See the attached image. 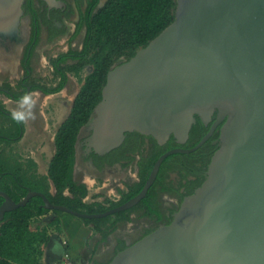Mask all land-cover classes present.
Masks as SVG:
<instances>
[{
    "label": "water",
    "instance_id": "obj_1",
    "mask_svg": "<svg viewBox=\"0 0 264 264\" xmlns=\"http://www.w3.org/2000/svg\"><path fill=\"white\" fill-rule=\"evenodd\" d=\"M22 2L0 0V40L15 32ZM215 112L217 119L195 147L161 155L143 190L119 207L88 214L38 191L16 202L0 190V223L34 196L47 209L84 219L128 209L146 195L167 156L196 151L226 119L206 180L174 220L109 264H264V0H177L174 21L110 70L94 121L81 129L91 130L87 149L105 154L133 131L159 144L171 135L185 142L196 116L207 124Z\"/></svg>",
    "mask_w": 264,
    "mask_h": 264
},
{
    "label": "trees",
    "instance_id": "obj_2",
    "mask_svg": "<svg viewBox=\"0 0 264 264\" xmlns=\"http://www.w3.org/2000/svg\"><path fill=\"white\" fill-rule=\"evenodd\" d=\"M99 1L88 0V7L82 14L81 22L77 28V32H79L82 25L85 24L86 34L82 50L74 52L71 56L78 59L80 63L89 62L93 66V70L84 79L74 99L70 114L62 122L55 135L56 153L49 166V177L55 186V195H51L48 187L44 188L41 182L29 186L17 174L15 176L12 173H4L1 175L0 190L7 192L16 202L22 200L30 190H33L43 193L52 203L65 205L75 211L88 214L104 211V209H94L83 201L88 194L87 186L74 179L79 132L102 100V90L112 66L122 57L129 60L138 49L146 46L170 25L175 19L177 2L176 0H106L104 5L96 10ZM82 3L83 0H78L79 9H81ZM57 19L56 26L51 27L50 39L66 32L61 17ZM66 58L68 55L64 54L58 59V62L66 60ZM56 69H59L58 66ZM64 72L66 71L60 69L61 82L55 89H48L36 84L32 86V90L40 88L46 94L61 91L66 81ZM19 96H23V94ZM196 120L197 123L193 124L192 132L200 130L203 135L208 127L197 116ZM218 135V132L215 133L204 146L207 145L213 149L211 140L217 138ZM201 137L195 142L190 141L189 146L197 145ZM172 140L171 138L167 147H170ZM123 144L124 142L105 154L93 151L92 156L96 164L103 167L104 161L118 160L120 157H113L121 150ZM138 148L139 145L135 144L133 150ZM110 156H112L111 159H109ZM184 156L174 154L166 160ZM5 171L6 169L0 166V173ZM4 177H10L11 185ZM145 181L146 177L138 188V192L142 189ZM66 192H68L67 195ZM3 201L4 197L0 195V205ZM43 204L42 197L34 196L24 206L6 213L0 226V264H41V246L49 241L50 236L47 229L32 231L30 222L35 216L52 210L45 208ZM107 219L108 217L84 220L87 223H95L96 226ZM57 222L59 224L58 220ZM119 248H125L122 240L119 241Z\"/></svg>",
    "mask_w": 264,
    "mask_h": 264
},
{
    "label": "flooded vegetation",
    "instance_id": "obj_3",
    "mask_svg": "<svg viewBox=\"0 0 264 264\" xmlns=\"http://www.w3.org/2000/svg\"><path fill=\"white\" fill-rule=\"evenodd\" d=\"M99 4L96 7V10L99 8ZM87 7L88 0H83L81 9H79L78 0H56L51 4L45 0H23L22 13L19 18L18 26L15 29V32H12L8 35L6 34L7 37L5 36L4 40L1 38L0 48L5 52L14 53L15 55L19 56V81H17V85L20 86L22 90L24 89L26 93L27 91H33V85H29L27 83V79L32 74L31 63L33 59L38 54H40L39 47L41 45H48L55 40L56 41L53 45L62 44L66 40L67 42H71V40H73L83 28L86 29L85 24H83L81 30L77 32L78 25L81 22L82 14L86 12ZM58 17H61L62 22L65 25L66 32L63 35H58L54 39H50L51 27L56 26ZM18 47L21 48V52L17 50ZM42 50L45 51L46 48H42ZM74 52L75 51L71 50L65 54L68 55V58H72L71 55H73ZM62 55L64 54H59L54 59L55 67L58 66V59ZM68 58H66V60ZM64 75L67 76V73L64 72ZM9 87L10 89L7 87H2V91L8 94L10 97L12 96L14 99L18 100L19 98H17L15 93L12 91V87L10 85ZM0 111L5 116H12L9 111L2 107L0 108ZM217 116L218 113L215 112L212 116V120L207 124L204 123V125L208 127V130L203 135L200 130H194L192 132L191 128L189 136L185 142H179L173 135H171V137L164 144H159L152 136H146L136 131L128 132L123 141L124 144L121 147V150L113 157L120 158L114 162H111L110 160L104 161L103 167H99L96 164L95 159L92 156L93 151H89L87 149L83 140L81 145L82 148L80 147L82 149V155L80 156L82 162L88 164L96 172L105 170L112 171L114 169L118 170L119 168L121 171H123L121 172L122 175H125V178L123 179L124 186L121 187V194H119L118 197L114 199L113 203L107 205L103 212L119 207L120 205L136 197L146 185L152 169L159 157L172 149H190L195 147L196 145L193 147L189 146L190 141L195 142L200 136H202L200 139L201 141L210 130L212 124L217 119ZM225 121L226 119H224L217 126L215 132L211 136L212 138L215 133H219L217 138L211 140L213 149H210V147H207V145L204 146L208 141H210V138L201 146H204L202 149L200 147L196 151L190 153L178 152L170 154L169 156L174 154H182L185 156L182 158L175 157L168 161L166 159L169 156H167L164 159L166 162L163 161L160 166L154 183L139 202L128 209L105 216L109 217L115 214L119 215L120 213L121 216L127 217V213L131 211V213L128 215L129 218L126 221H129V224L133 227L135 226L133 231L136 232L135 234H137L133 235L136 237H126L119 234L116 235L115 238L117 239V242L113 251L114 256L132 244L128 241V239L135 238L140 240L157 230L159 227L169 225L174 220L175 215L181 209L185 200L193 195L206 180L211 158L219 147L218 144L220 142V130ZM195 123H197V120ZM171 138L173 139L171 145L170 147H167ZM135 144H138L139 148L133 150ZM111 158L112 156L109 157V159ZM78 165L79 159L77 166ZM145 177L146 181L142 189L138 192L137 190L142 185ZM200 181L201 183L199 184ZM120 240L124 242L125 248H119ZM92 260L98 264L110 263H99L95 259Z\"/></svg>",
    "mask_w": 264,
    "mask_h": 264
},
{
    "label": "crops",
    "instance_id": "obj_4",
    "mask_svg": "<svg viewBox=\"0 0 264 264\" xmlns=\"http://www.w3.org/2000/svg\"><path fill=\"white\" fill-rule=\"evenodd\" d=\"M17 50L21 52L20 47H18ZM14 55V53L5 52L0 48V56H2L0 58L1 73L5 72V70H9V67L12 66L11 64L14 63ZM18 63L19 58L15 59V64L17 66L15 68L16 72L14 71L12 74L6 75L12 80L13 78H17V80L19 79ZM10 79L6 83L10 82L12 90H17L16 92L21 91L22 89L20 86V89L16 87L17 82L13 83ZM2 83L3 81L0 79V108L2 107L12 114V112L18 108V101L22 96H19L20 93L18 94L14 92L19 99L16 100L12 96L10 97L2 91V87H4ZM29 93L32 94L34 92L27 91V93L24 92L22 94L24 96ZM35 93V96L32 95V100L35 104L33 109L35 112V119H30L25 123H17L12 119V116H5L0 111V125H3L0 128V166H3L6 169L3 173H12L16 176L17 163L25 160V162L33 166L34 174H36L38 178L44 180V185L48 187L49 191L55 193V186L49 177V166L56 153V133L53 137V141H51L48 139L47 132L50 127V122L54 123L60 115L59 105L61 103L64 104L65 101L62 97H58V94L56 93L49 94L51 96L48 94L43 96L42 92ZM50 98H55L56 107L51 110L50 119L47 120L43 105H45L46 101L48 102V99ZM38 102H40V104ZM70 112L71 111L69 110L63 119L59 121L55 128L56 132ZM44 116L46 117V120H44ZM50 146H53V150H49ZM11 147H14L12 151L14 156H12L9 151L2 153L3 149H9ZM17 153L22 154L23 157L25 156L24 159L19 158V161H16ZM77 164L78 163H75L74 166V179L76 170H78ZM4 179H6L9 182L8 184L11 185L10 177H4ZM67 194L68 192H66V195ZM54 217L58 218L59 227L58 229H50L48 231L50 239L47 243H44L41 246V264H50L51 262L60 259L64 255L65 250H68L73 258L80 263L91 261L92 259H95L99 263H107L111 261L114 256L113 251L117 242V239L113 237V235L107 237V242H101V234L96 226L93 223H87L84 218L63 211L55 212ZM52 218V210L45 214L35 216L30 222V229L36 231L48 228L47 224L51 222L50 219ZM93 251H95V253H93Z\"/></svg>",
    "mask_w": 264,
    "mask_h": 264
},
{
    "label": "rangeland",
    "instance_id": "obj_5",
    "mask_svg": "<svg viewBox=\"0 0 264 264\" xmlns=\"http://www.w3.org/2000/svg\"><path fill=\"white\" fill-rule=\"evenodd\" d=\"M105 1L106 0H100L99 7L103 6ZM85 34H86V29L83 28L82 31L79 32L78 35L73 40H71V42H67L66 40L62 44L53 45L54 42L56 41L55 40L54 42L48 45H41L39 47L40 54H38L31 63L32 74L27 79V83L29 85L37 84V85H40L48 89H55L56 87H58L59 83L61 82V76L59 73L60 69L65 70L67 73L64 87L61 89V91L56 92V94H58V97H62L65 102L64 104L61 103L59 105L60 115L58 116L57 119L55 118L56 121L54 123L50 122V127L48 128L47 133H48V139H50L51 141H53V137L56 133L55 131L56 126L58 125L59 121L63 119L66 113H68L69 110L71 111L76 94L79 92L84 82V79L93 70V66L89 62L80 63L79 60H75L74 58H68L67 60L60 61L58 64L59 69L57 70L54 64V59L56 58L57 55L65 54L71 50L75 52L81 51L83 48ZM42 48H46V50L43 51ZM1 57L2 56H0V58ZM18 57L19 56L14 55V58H13L14 63L11 64L13 67L12 66L9 67V70H5V72L3 73L0 72V79L3 81L2 85L9 89H10L9 87L10 82L9 83H6V82L9 81L10 77H7L6 75L7 74L10 75L15 71V68L17 67L15 64V59H17ZM126 60H127L126 57L120 58L112 66V68L115 67L116 65L123 63ZM10 81L14 83V82L19 81V79L17 80V78H13V80L10 79ZM16 87L19 88L18 85H16ZM12 91L16 92L17 90H12ZM32 92H34L32 93L33 96L36 95L35 92H39V93L42 92L43 96H46V93H43V91H41L40 88H36ZM16 93L22 94L23 91L21 90ZM50 94H55V93H50ZM73 94L75 95L74 98H72ZM38 103L40 104V102ZM55 103H56L55 98L53 99L50 98L48 99V102L46 101L45 105H43L45 109V113L47 115V120L50 119L51 110L56 107ZM93 117H94V112L91 118ZM44 120H46L45 116H44ZM2 126L3 125H0V128ZM90 134H91V130L89 129V127H86V126L83 129H81L79 132L78 139H77L78 140L77 150H78V155H79V165L77 166L78 170H76L75 179L79 181L80 183H84L87 186L88 194L84 198L83 201L87 203L88 205H90L91 207H93L94 209H105L107 205H110L111 203H113L114 199H116L118 195L121 194L122 192L121 187L124 186L123 179L125 178V175L124 174L122 175L121 172L123 171H121V169L119 168L118 170L114 169L112 171L105 170L101 172H96L88 164H85L84 162L81 161L80 159L81 158L80 156L82 155L81 145L83 143V140H85ZM13 149L14 147H11L9 149L5 148L3 149L2 153L9 151L11 155L14 156V154L12 153ZM49 150H53V146L52 147L50 146ZM24 157L22 156V154L17 153L16 161H19L18 160L19 158L24 159ZM16 174L25 182L26 185L30 186L31 184L33 185V183L40 181L42 183L41 185H43L44 188L46 187L43 184L44 180L38 178L36 174H34L33 166L25 162V160L17 163V173ZM50 194L55 195V193H51V192ZM130 213L131 211L128 212L127 214L129 215ZM54 214H55V211L52 210L53 218L50 219L51 222L47 224L48 228H45L48 231L50 229L51 230L58 229L59 227V224L57 222L58 218L54 217ZM128 215L127 217H123L120 214L111 215L108 217L106 221L102 223H98V225H96V228L101 234V242H107V237L110 235L111 236L113 235V237H115L118 234L124 235L126 237L137 235L135 234L136 232L133 231L135 229V226L133 227L132 225L129 224V221H126L129 218ZM93 224L95 225V223ZM133 237H136V236H133ZM137 240L139 239H135V238L128 239V241L131 242L132 244L136 242ZM93 253H95V251H93Z\"/></svg>",
    "mask_w": 264,
    "mask_h": 264
},
{
    "label": "clouds",
    "instance_id": "obj_6",
    "mask_svg": "<svg viewBox=\"0 0 264 264\" xmlns=\"http://www.w3.org/2000/svg\"><path fill=\"white\" fill-rule=\"evenodd\" d=\"M34 101L32 94H26L18 101V108L12 112V119L17 123H25L30 119H35Z\"/></svg>",
    "mask_w": 264,
    "mask_h": 264
},
{
    "label": "built area",
    "instance_id": "obj_7",
    "mask_svg": "<svg viewBox=\"0 0 264 264\" xmlns=\"http://www.w3.org/2000/svg\"><path fill=\"white\" fill-rule=\"evenodd\" d=\"M50 264H90V261L80 263L76 261L68 250H65L64 255Z\"/></svg>",
    "mask_w": 264,
    "mask_h": 264
},
{
    "label": "bare ground",
    "instance_id": "obj_8",
    "mask_svg": "<svg viewBox=\"0 0 264 264\" xmlns=\"http://www.w3.org/2000/svg\"><path fill=\"white\" fill-rule=\"evenodd\" d=\"M74 96H75V95L73 94L72 98H74ZM91 121L93 122V121H94V118H93ZM91 124H92V123L90 122V124H88V125H91ZM88 179H89V178H88ZM92 181H93V180H92ZM92 181H91V182H92ZM107 250H108V249H107ZM105 251H106V250H105Z\"/></svg>",
    "mask_w": 264,
    "mask_h": 264
}]
</instances>
